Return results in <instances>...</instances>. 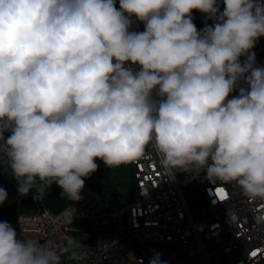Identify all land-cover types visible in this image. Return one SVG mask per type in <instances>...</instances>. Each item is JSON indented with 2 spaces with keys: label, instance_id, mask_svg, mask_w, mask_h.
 I'll use <instances>...</instances> for the list:
<instances>
[{
  "label": "clouds",
  "instance_id": "obj_1",
  "mask_svg": "<svg viewBox=\"0 0 264 264\" xmlns=\"http://www.w3.org/2000/svg\"><path fill=\"white\" fill-rule=\"evenodd\" d=\"M222 3L0 0V165L18 196L38 200L55 184L79 201L97 160L118 168L151 148L166 178L203 173L264 201V67L253 51L264 0ZM194 10L213 23L198 31ZM17 225L0 220V264L74 259V239L45 242ZM150 264H163L159 253Z\"/></svg>",
  "mask_w": 264,
  "mask_h": 264
},
{
  "label": "built area",
  "instance_id": "obj_2",
  "mask_svg": "<svg viewBox=\"0 0 264 264\" xmlns=\"http://www.w3.org/2000/svg\"><path fill=\"white\" fill-rule=\"evenodd\" d=\"M218 2L222 11V0ZM115 4L119 9V0ZM192 16L198 31L213 23L199 11ZM132 19L131 30L142 32L144 24ZM253 51L257 66L264 67V37ZM130 165L136 192L117 213L105 212L107 199L85 180L82 199L65 197L57 211L47 205L45 195L33 199L37 211L16 214L18 231L45 242H81L67 264H150L157 253L163 264H264V201H247L234 186L210 183L203 173L166 178L151 148ZM182 177L199 187V201L187 193ZM228 213H235V222H229ZM77 220L85 225L71 227Z\"/></svg>",
  "mask_w": 264,
  "mask_h": 264
},
{
  "label": "rangeland",
  "instance_id": "obj_3",
  "mask_svg": "<svg viewBox=\"0 0 264 264\" xmlns=\"http://www.w3.org/2000/svg\"><path fill=\"white\" fill-rule=\"evenodd\" d=\"M96 163L98 164L97 171L94 172L90 178L85 180L94 185V187L107 199L109 207L105 212L109 214L117 213L125 202L131 199L136 192V185L133 179V167L127 164L111 169L106 167L100 160H97ZM181 181L191 198L199 201L201 199V192L194 180L192 178L182 177ZM17 186V181L12 175L11 170L0 165V187L6 189L8 192V200L3 205H0V220L8 221L13 225H16L15 217L18 212H35L38 209L31 194L24 197L18 196ZM57 188L58 186L53 184L51 189L43 193L47 205L54 211H57L64 205V202H66L65 197L60 195ZM113 190L120 193L117 198L110 195V192ZM84 225L85 222L81 220L70 223V226L73 228L82 227ZM80 247L81 242H77L73 251L76 253Z\"/></svg>",
  "mask_w": 264,
  "mask_h": 264
},
{
  "label": "trees",
  "instance_id": "obj_4",
  "mask_svg": "<svg viewBox=\"0 0 264 264\" xmlns=\"http://www.w3.org/2000/svg\"><path fill=\"white\" fill-rule=\"evenodd\" d=\"M91 184V183H90ZM92 185V184H91ZM94 186V185H93ZM110 195L111 196H113V197H115V198H117L119 195H120V193L118 192V191H116V190H113V191H111L110 192Z\"/></svg>",
  "mask_w": 264,
  "mask_h": 264
},
{
  "label": "crops",
  "instance_id": "obj_5",
  "mask_svg": "<svg viewBox=\"0 0 264 264\" xmlns=\"http://www.w3.org/2000/svg\"><path fill=\"white\" fill-rule=\"evenodd\" d=\"M57 190H58V192L60 193L59 186H58Z\"/></svg>",
  "mask_w": 264,
  "mask_h": 264
},
{
  "label": "bare ground",
  "instance_id": "obj_6",
  "mask_svg": "<svg viewBox=\"0 0 264 264\" xmlns=\"http://www.w3.org/2000/svg\"><path fill=\"white\" fill-rule=\"evenodd\" d=\"M52 206V205H51ZM54 206V205H53ZM52 208H54V207H52ZM57 210V209H56Z\"/></svg>",
  "mask_w": 264,
  "mask_h": 264
}]
</instances>
